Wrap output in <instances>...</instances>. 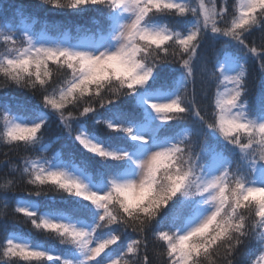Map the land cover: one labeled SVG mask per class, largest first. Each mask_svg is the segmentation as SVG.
Instances as JSON below:
<instances>
[{
	"label": "snow or ice",
	"instance_id": "6c2138e0",
	"mask_svg": "<svg viewBox=\"0 0 264 264\" xmlns=\"http://www.w3.org/2000/svg\"><path fill=\"white\" fill-rule=\"evenodd\" d=\"M44 2L77 11L92 7L102 10V19L89 30L86 40L76 42L60 30L55 35L0 30V89H26L35 101V105L0 103V141L18 157L15 162H3L0 216L6 219L11 214L19 219L17 214H21L30 230L52 239L60 237L69 252L64 257L22 243L14 234L5 235L0 240V264H199L205 248L210 251L219 243L200 247L213 235L214 225L209 221L221 222L229 189L236 205L234 214L252 205L258 210L257 201L243 197L249 189L264 190V132L260 131L264 113L250 118L245 110V63L231 71L236 57L222 44L209 67L201 56L202 45L206 36L213 43L230 41L244 57L257 59L264 68V0H239L231 7L227 0L219 5L200 0L198 6L190 0ZM162 15L190 16L193 23L184 32L155 26V18ZM6 23L0 16V24ZM253 31L262 34L259 46L248 41ZM198 61L207 72L204 96L208 103L203 106L194 95L187 99V82ZM163 65L178 66L183 72L169 99L159 98L168 87L157 83L155 72ZM134 94L142 100V114L120 110L115 123L96 118L100 109ZM50 116L57 118L63 133L82 153L101 164L122 162L123 167L92 171L74 155L69 159L61 152L47 155L53 152L51 142L44 138ZM189 116L199 124L194 141L187 135L168 134L170 121H185ZM90 118L106 125L112 135L123 133L127 145L106 146L87 129ZM149 118L158 122L150 134L134 132L130 126L131 120L150 124ZM215 137L223 146H217ZM186 151L199 180L196 190L186 193V177L176 193L150 207L151 196L139 190L151 182L155 195L165 171L154 169L153 161L168 156V175L182 174L173 168L178 155ZM230 177L234 186L229 184ZM91 182L101 186L89 187ZM22 191L30 197L63 196L66 200L43 205L40 211L39 204L23 202ZM67 198L74 203L69 205ZM238 227L239 239L226 254L227 264H235L241 249L250 243L256 245L258 260L250 258L249 264H260L264 261V216Z\"/></svg>",
	"mask_w": 264,
	"mask_h": 264
},
{
	"label": "trees",
	"instance_id": "16d2710c",
	"mask_svg": "<svg viewBox=\"0 0 264 264\" xmlns=\"http://www.w3.org/2000/svg\"><path fill=\"white\" fill-rule=\"evenodd\" d=\"M196 6H198L200 0H192ZM239 0H227L228 5L231 7L238 4ZM206 4H222L224 0H205ZM102 10H98L92 7H88L85 10L77 11L71 9H58L50 4L44 2V0H0V16L7 19L6 24H0V30L15 31L17 34L23 32V23H28L32 26L33 33H47L57 34L56 31L68 33L73 42L77 40H86L89 30L93 29L95 24L102 19L100 13ZM156 21L166 26H171L173 29H185L190 27L193 23V19L190 16L176 17V16H158ZM262 40V34L259 31H253L251 36L248 37V41L255 42L257 46L260 45ZM222 44L232 51L236 57V62H244V80L247 92L245 93L246 99V111L250 118H260L264 113V68L260 61L248 56L244 57L241 54V50L237 49L230 41L216 40L214 43L210 36L205 37V43L202 45L201 56L206 58L209 67L215 60L217 50L221 49ZM264 59V56L261 57ZM194 70L193 78H190L187 82V99L191 100L193 95L195 96L197 104L203 106L208 103L204 93L207 88V72L204 71V66L199 61L192 65ZM155 74L157 75L158 84H166L168 87L166 91L176 87V83L181 80L183 72L182 69L175 65H163L157 69ZM223 87L220 89V91ZM172 90V89H171ZM216 89H211V94H215ZM7 101L10 104L25 103L35 105V101L30 100V93L26 89L21 88H8L0 89V103ZM141 100H137V95L134 94L130 97H122L113 104L105 106L96 114V118L100 120L112 119L113 123L116 122L115 116L120 110H127L129 112L141 113ZM35 115V114H34ZM150 119V118H149ZM148 120L137 122L131 120L130 126L133 127L134 132L141 133L143 128L146 127ZM169 135L184 133L188 136L190 141L195 140L194 131L199 127L198 122L194 117L189 116L185 121H170ZM48 127L45 129V141L51 142L50 146L53 152L47 153L52 155L54 152H61L65 159L71 158L73 155L79 162H85L89 165L92 171L100 168L123 167L122 162H111L107 164H101L97 158H94L88 154L81 152L79 147L72 142V140L63 133L62 129L58 125V120L55 116H50L48 119ZM75 126V124H74ZM87 129L98 137L101 141H104L106 146L119 147L120 145H127V138L123 133H117L112 135L108 132L106 125L95 124L90 118L86 123ZM0 128H2V120H0ZM59 137V139H57ZM214 142L218 147L223 146L219 137L214 138ZM24 155V153H21ZM31 159H37L36 154H28ZM17 161V154L9 149L2 141H0V179H2L6 169L3 167V162L7 160ZM98 184V182H93ZM25 186L21 185L23 189ZM67 195V194H63ZM21 198L25 204H32L33 202L39 204L40 211H44L43 205H47L55 202L56 204H64L66 198L63 196H55L51 199L49 197L36 198L26 195V192H21ZM15 202V198H13ZM69 205L73 204L72 198H67ZM15 207V203L12 204ZM0 209H3V204H0ZM19 219L13 218L11 214L5 219L0 216V240L5 235L14 234L18 239L25 241L32 246H41L44 249H51L56 254L67 257L69 248L66 245H61L56 239H52L46 235H41L30 230V226H26L22 221L21 214H17ZM151 245V238H150ZM256 251L255 243H250L244 246L235 264H249V259L258 260V255H254ZM261 263V262H260ZM17 264H27L24 261H17ZM51 264H57L53 261Z\"/></svg>",
	"mask_w": 264,
	"mask_h": 264
},
{
	"label": "clouds",
	"instance_id": "9594fccd",
	"mask_svg": "<svg viewBox=\"0 0 264 264\" xmlns=\"http://www.w3.org/2000/svg\"><path fill=\"white\" fill-rule=\"evenodd\" d=\"M246 85L242 84V88ZM246 102V101H245ZM261 132H264V128L260 129ZM255 139V136L252 137ZM248 140L245 138V143ZM170 157L163 156L159 157L153 161V168H165V171L161 173V179L158 184V192L152 194V185L151 182L145 184L139 191L142 195L151 196L149 201V206H155L156 204L162 202L166 195L171 193H176L182 184L185 183L187 177L188 188L186 189L187 194H191L196 190L197 184L199 183L196 170L191 167L189 155L186 151L183 155H178V159L174 163L175 169H180L182 174L177 175H168V170L166 165L168 164ZM167 177V179H165ZM234 178H229V184L234 186ZM223 194V189L221 190ZM232 190L229 189V195L227 197L228 203L223 209V215L221 216V222L215 223V218L209 221V225H214L213 235L206 242L200 244L201 248H205V244H216V247L212 248L210 251L205 248L203 255L201 256L199 264H227L226 254L234 246L235 242L239 239L240 228L238 227L241 224H249L255 218L264 216V190L262 189H249L246 196L243 197V200H248L249 198L254 199L258 202V210L256 205L251 207H242L238 213L233 212V208L236 207L232 203ZM242 201H237V204H241ZM207 230V227L204 231ZM56 240L61 243V238L56 237Z\"/></svg>",
	"mask_w": 264,
	"mask_h": 264
},
{
	"label": "rangeland",
	"instance_id": "374dc122",
	"mask_svg": "<svg viewBox=\"0 0 264 264\" xmlns=\"http://www.w3.org/2000/svg\"><path fill=\"white\" fill-rule=\"evenodd\" d=\"M190 3L193 6H196L195 3L192 2V0H190ZM156 19H157V17L155 18V26H157V27H159V26H165V25H163L161 23H158L156 21ZM167 27L170 30H172V31H180V32H184L187 29L186 26H183L185 29H182V30L181 29H173V27H171V26H167ZM22 29H23V32L24 31H29L31 34L35 35V33H33V31H32V26H30V24H28V23H23ZM238 68H239V63L238 62H235V64L231 68V71H237ZM228 87H231V85H228ZM171 89L169 91H165L159 98L160 99H169L174 94V92H175V88H171ZM223 90H224V88L221 91H223ZM141 103H142V100H141ZM150 120H151V123L150 124L149 123H146V124H149V125H146V127L143 128L142 134H145V135L150 134L152 128L155 127V125L158 123L157 121H155L152 118H150ZM183 135H186V134L184 133ZM128 175H134V174H128ZM82 178L85 179L86 182H88L87 177H82ZM99 186H101L99 183L98 184L93 183V182L89 183V187H99ZM18 240L20 242H22V243H26L25 241H22L20 239H18ZM53 254H56L55 251H53ZM260 264H264V261H261Z\"/></svg>",
	"mask_w": 264,
	"mask_h": 264
}]
</instances>
